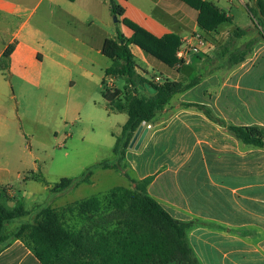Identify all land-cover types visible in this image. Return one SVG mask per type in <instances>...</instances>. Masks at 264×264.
Here are the masks:
<instances>
[{
    "label": "crops",
    "instance_id": "0c3cea01",
    "mask_svg": "<svg viewBox=\"0 0 264 264\" xmlns=\"http://www.w3.org/2000/svg\"><path fill=\"white\" fill-rule=\"evenodd\" d=\"M118 1L125 8L123 18L159 38L177 34L185 41L183 48L194 46L193 34L200 32L199 13L180 0ZM205 1L224 10L233 18L230 24L235 23L237 0ZM240 1L256 9V1ZM110 18L108 0H0V61L7 48L15 45L9 68H0V186L8 187L13 199L12 183L19 181L33 189L38 182L30 174L36 173V156L18 123L13 82L23 93L26 86H41L46 61L70 72L60 59L70 56L74 64L94 63L93 55L86 53L89 57L84 59L71 51L73 41L81 43L85 52L103 55L105 41L117 38ZM120 24L130 38L132 31ZM225 25L213 33L216 39L234 36L241 41L235 51L224 47L220 53L229 61L228 73L223 78L217 73L198 75V85L174 96L148 123L151 128L144 125L148 133L140 146L128 148L122 163L129 165L131 175H127L128 167L122 166L119 172L132 182L152 177L150 196L176 220L194 223L189 242L201 264H264V148L243 143L229 129L233 125L264 127V33ZM237 29L244 32L236 35ZM197 48L201 57L202 51L212 49ZM137 49L148 63L161 66L172 77L170 69L150 62ZM244 49L248 51L245 59L233 62L232 55ZM188 55L197 57L190 51ZM189 62L172 80L194 78L186 75L185 67L194 63L198 69L201 60ZM137 65V72L149 79L150 70ZM145 91L150 95L149 87ZM105 112L109 127L116 124L122 129L128 120L127 113L112 112L107 104ZM20 226L11 230L6 226L11 238L0 244V264H41L24 242L13 237Z\"/></svg>",
    "mask_w": 264,
    "mask_h": 264
},
{
    "label": "trees",
    "instance_id": "16d2710c",
    "mask_svg": "<svg viewBox=\"0 0 264 264\" xmlns=\"http://www.w3.org/2000/svg\"><path fill=\"white\" fill-rule=\"evenodd\" d=\"M108 1L112 15L132 31L130 38L118 31L117 38L107 39L102 50L103 55L112 61L105 71L103 86L109 77L125 81L123 89L103 87L102 92L109 110L128 114L114 146L117 160L101 162L81 177L61 179L51 188L53 194L91 184L95 169L121 171L126 152L143 122L153 121L174 96L192 89L201 81L198 76L187 83L168 79L163 84H156L140 75L135 48L168 69L179 71L185 62L178 58V51L185 41L174 33L156 37L137 23L123 18L125 8L118 0ZM180 1L198 11V28L204 36L217 32L224 24L233 23V18L212 2ZM249 1H256L259 10L256 9V13L264 17V0ZM243 32L237 29L236 35ZM14 49L12 44L4 52L0 61L2 70L9 68ZM247 52V49L237 51L231 60L240 62ZM146 86L153 90L152 94H146ZM205 111L213 118L209 110ZM229 129L243 143L264 148V127L233 125ZM30 174L34 180L48 184L43 175ZM152 180V177L135 180L133 188L117 186L107 194L76 201L63 208H41L33 222L23 223L13 237L24 242L41 264H201L189 242L194 223L176 220L150 196L148 187ZM8 189L0 186V244L11 238L6 230L9 223L31 214L20 202L12 209L4 206L3 200L10 197Z\"/></svg>",
    "mask_w": 264,
    "mask_h": 264
},
{
    "label": "rangeland",
    "instance_id": "374dc122",
    "mask_svg": "<svg viewBox=\"0 0 264 264\" xmlns=\"http://www.w3.org/2000/svg\"><path fill=\"white\" fill-rule=\"evenodd\" d=\"M237 1L240 7L233 9L236 21L232 25L226 24L225 26L241 29L252 27L256 32H263L264 17L256 13L257 5L255 4L256 9H254L251 3L248 7V3ZM108 20L114 23L117 34L118 31L122 33L121 22H116L113 15ZM259 21H261V25H258ZM199 34L208 41L209 46L206 48L212 49L211 51L210 49L202 51V48H199L202 51L201 57L195 51L196 42L193 47L183 48L185 52L190 51L197 56L190 57L188 55L185 64L189 60V64L193 59L201 60V66L198 69L192 63L185 67L184 72L194 78L198 75L208 76L214 73L223 78L230 67L228 59L221 58L220 53L224 47L235 51L241 45V41L234 36L222 41L216 39L213 34L204 36L200 32L194 33L193 36L196 37ZM80 44L73 41L74 47L71 48V51L84 59L89 56L91 58L93 55L94 63L89 62L88 64L86 60H83L80 65L74 64L70 61V56L67 60L60 59L71 68L70 72L52 66L46 61L41 86L35 89L26 86L23 93L17 82H13L17 94L15 104L19 111L18 123L25 130L26 139L36 156V173L43 175L48 184L38 181L33 189L25 188L19 181L11 184L16 197L14 199L12 196L9 197L14 203H11L9 198L4 199V206L7 209H12L20 202L31 214L9 223L8 230L23 223L33 222L37 211L41 208L59 209L76 201L107 194L117 186L131 188L135 186L129 179L131 175L129 165L124 161L122 166L123 169L128 167L127 175L129 176L115 170L95 169L92 177L93 184H82L59 194L51 192V188L61 179L81 177L89 168L104 161L114 162L117 159L114 154V145L117 137L121 135L122 129L116 127V124L114 127H109L102 92L103 87L123 89L125 81L109 77L106 78V83L103 86L105 71L111 66L112 61L104 55L90 53L89 50L85 52L83 50L85 48ZM134 53L137 63L142 68L150 70L148 80L153 83L163 84L166 80H172L173 77L181 75L182 69L179 71L170 70L172 77H168L161 66L148 63L139 54L137 48L134 49ZM145 55L149 61L151 59L150 62L155 61L158 65L166 67L152 56L146 53ZM166 69L168 68L166 67ZM156 77L161 78L160 82H156ZM190 80V78H186L184 81L187 83ZM181 81L183 82V79ZM139 91L143 93L141 88ZM152 93L153 90L150 88V94ZM146 94L148 95V93ZM30 191L35 194L30 195Z\"/></svg>",
    "mask_w": 264,
    "mask_h": 264
},
{
    "label": "built area",
    "instance_id": "2783aa9c",
    "mask_svg": "<svg viewBox=\"0 0 264 264\" xmlns=\"http://www.w3.org/2000/svg\"><path fill=\"white\" fill-rule=\"evenodd\" d=\"M192 40L194 41V43L196 42L197 47H200L202 49L206 48L207 46H209V43L207 40H205L200 34L197 35L196 37L193 36ZM195 47V49L197 48ZM187 56H188V52L183 49V47L178 51V58L181 61L186 62L187 61ZM161 78L160 77H156V82H160ZM112 85V84H110ZM143 125H146L148 128H151V125H149L147 122H143Z\"/></svg>",
    "mask_w": 264,
    "mask_h": 264
},
{
    "label": "water",
    "instance_id": "95a60500",
    "mask_svg": "<svg viewBox=\"0 0 264 264\" xmlns=\"http://www.w3.org/2000/svg\"><path fill=\"white\" fill-rule=\"evenodd\" d=\"M114 19L116 22H119V19L117 17H114ZM147 133H148V128L145 127L144 125H141L130 144V148H134V147L138 148L140 144L143 142Z\"/></svg>",
    "mask_w": 264,
    "mask_h": 264
}]
</instances>
